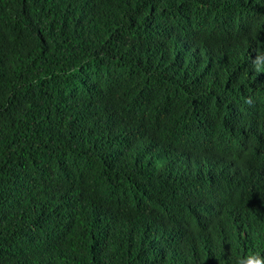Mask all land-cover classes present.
I'll return each mask as SVG.
<instances>
[{
  "label": "trees",
  "instance_id": "obj_1",
  "mask_svg": "<svg viewBox=\"0 0 264 264\" xmlns=\"http://www.w3.org/2000/svg\"><path fill=\"white\" fill-rule=\"evenodd\" d=\"M264 256V0H0V264Z\"/></svg>",
  "mask_w": 264,
  "mask_h": 264
},
{
  "label": "clouds",
  "instance_id": "obj_2",
  "mask_svg": "<svg viewBox=\"0 0 264 264\" xmlns=\"http://www.w3.org/2000/svg\"><path fill=\"white\" fill-rule=\"evenodd\" d=\"M240 264H264V256L260 253H253L246 259L242 260Z\"/></svg>",
  "mask_w": 264,
  "mask_h": 264
}]
</instances>
